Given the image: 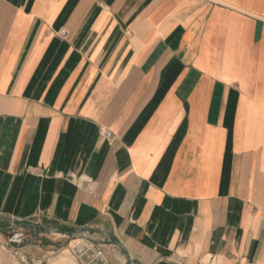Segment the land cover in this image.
<instances>
[{
	"label": "crops",
	"instance_id": "1",
	"mask_svg": "<svg viewBox=\"0 0 264 264\" xmlns=\"http://www.w3.org/2000/svg\"><path fill=\"white\" fill-rule=\"evenodd\" d=\"M50 260L264 264V0H0V264Z\"/></svg>",
	"mask_w": 264,
	"mask_h": 264
},
{
	"label": "rangeland",
	"instance_id": "2",
	"mask_svg": "<svg viewBox=\"0 0 264 264\" xmlns=\"http://www.w3.org/2000/svg\"><path fill=\"white\" fill-rule=\"evenodd\" d=\"M13 233L11 234V240H12V243L13 244H15L16 242H18L19 244L21 243V240L22 239H25V238H31V237H33V234H32V230H30L29 228H23V229H21V230H18V229H15V228H13ZM33 241V240H32ZM30 242H31V240H30ZM76 243H73L71 246H76L75 245ZM65 251V250H64ZM15 254H17V251L15 250L14 251V256H15ZM66 254H68L69 255V252L68 251H66ZM82 258V257H81ZM53 263V261H48V264H52ZM17 264V263H16Z\"/></svg>",
	"mask_w": 264,
	"mask_h": 264
},
{
	"label": "built area",
	"instance_id": "3",
	"mask_svg": "<svg viewBox=\"0 0 264 264\" xmlns=\"http://www.w3.org/2000/svg\"><path fill=\"white\" fill-rule=\"evenodd\" d=\"M61 35H64V33L62 32ZM105 137L106 139H109L111 137V133H107ZM74 250L78 254V257L80 258L84 256L85 254H87L91 249L88 248L86 245H84L82 242H80V244H78ZM100 257H101V252L96 251L94 255L92 256L91 260L96 261V259H100Z\"/></svg>",
	"mask_w": 264,
	"mask_h": 264
},
{
	"label": "bare ground",
	"instance_id": "4",
	"mask_svg": "<svg viewBox=\"0 0 264 264\" xmlns=\"http://www.w3.org/2000/svg\"><path fill=\"white\" fill-rule=\"evenodd\" d=\"M86 245V244H85ZM89 248V247H88Z\"/></svg>",
	"mask_w": 264,
	"mask_h": 264
}]
</instances>
